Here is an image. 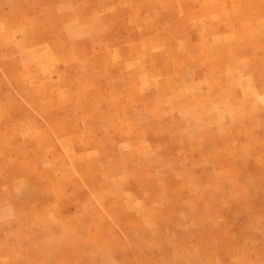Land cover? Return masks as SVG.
Returning a JSON list of instances; mask_svg holds the SVG:
<instances>
[{
	"label": "rangeland",
	"instance_id": "obj_1",
	"mask_svg": "<svg viewBox=\"0 0 264 264\" xmlns=\"http://www.w3.org/2000/svg\"><path fill=\"white\" fill-rule=\"evenodd\" d=\"M255 226L264 0H0V264H264Z\"/></svg>",
	"mask_w": 264,
	"mask_h": 264
},
{
	"label": "crops",
	"instance_id": "obj_2",
	"mask_svg": "<svg viewBox=\"0 0 264 264\" xmlns=\"http://www.w3.org/2000/svg\"><path fill=\"white\" fill-rule=\"evenodd\" d=\"M252 237L255 238V247L253 245L254 250L251 251V255L255 254V259L260 260L264 257V226H255V236Z\"/></svg>",
	"mask_w": 264,
	"mask_h": 264
}]
</instances>
